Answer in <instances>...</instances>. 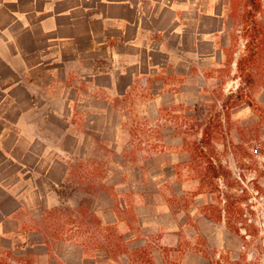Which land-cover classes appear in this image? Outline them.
I'll return each instance as SVG.
<instances>
[{
    "label": "rangeland",
    "instance_id": "obj_1",
    "mask_svg": "<svg viewBox=\"0 0 264 264\" xmlns=\"http://www.w3.org/2000/svg\"><path fill=\"white\" fill-rule=\"evenodd\" d=\"M261 3L0 0V264H264Z\"/></svg>",
    "mask_w": 264,
    "mask_h": 264
},
{
    "label": "trees",
    "instance_id": "obj_2",
    "mask_svg": "<svg viewBox=\"0 0 264 264\" xmlns=\"http://www.w3.org/2000/svg\"><path fill=\"white\" fill-rule=\"evenodd\" d=\"M243 2L244 8L242 10V17L246 21L248 27H250L248 34H246L247 40L245 42V54L237 59L238 66L240 65V71L244 70V68L255 59L256 55L258 54V48L261 44V32L256 26L257 22L255 21V14L262 6L261 0H243ZM248 75L249 74L247 73L246 76ZM238 90H240V87ZM203 139H206L205 136H203ZM94 221L92 220L84 222L83 220L77 218L72 221L74 224L72 233L78 234L79 232H85L84 236H82V241L85 245L84 247L91 246L93 243L98 241V239H104L105 245H110V247L114 249L112 251L119 250L120 248L121 250H125V248L119 243L118 238H112L113 236H111L112 234L109 232L110 228L108 226H101L99 222ZM51 223V221H48V224ZM139 249L140 248H135L132 251L137 252ZM212 264H236V262L232 263L228 261V259L225 260L218 258L217 260H214Z\"/></svg>",
    "mask_w": 264,
    "mask_h": 264
}]
</instances>
